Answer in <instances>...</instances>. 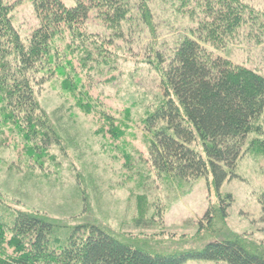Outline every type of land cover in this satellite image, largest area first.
<instances>
[{
  "label": "rangeland",
  "instance_id": "1",
  "mask_svg": "<svg viewBox=\"0 0 264 264\" xmlns=\"http://www.w3.org/2000/svg\"><path fill=\"white\" fill-rule=\"evenodd\" d=\"M4 1H20L11 20L27 39L38 23L32 1ZM62 1L66 6L76 2ZM242 1L263 21L243 26L224 48L201 44L264 76V0ZM177 4H153L155 36L136 18L137 28L121 23L116 30L92 11L80 25L84 36L72 40L64 32L55 39L56 62L65 71L42 72L46 66L41 72L47 78L35 86L53 133L41 129L29 141L11 123L0 122L1 221L8 220V213L24 211L67 227L93 223L152 253L200 249L226 237L264 251V146L254 133L245 139L237 176L221 186L233 198L225 219L214 213L218 203L210 177L186 181L159 175L147 160L149 134L143 119L162 98L154 52L169 51L196 24ZM207 212L213 216L209 225ZM5 249L13 255V248Z\"/></svg>",
  "mask_w": 264,
  "mask_h": 264
},
{
  "label": "trees",
  "instance_id": "2",
  "mask_svg": "<svg viewBox=\"0 0 264 264\" xmlns=\"http://www.w3.org/2000/svg\"><path fill=\"white\" fill-rule=\"evenodd\" d=\"M31 1L38 23L22 39L11 20L20 1L0 0V122L11 123L29 141L41 129L51 132L35 86L47 78L42 72L65 71L56 62L55 39L64 32L72 40L84 36L80 25L92 11L116 30L121 23L137 28L132 22L136 18L155 36L153 4L157 2L76 0L66 6L62 0ZM171 1L196 24L169 51L154 52L162 98L143 119L149 134L147 160L159 175L186 181L210 177L218 203L214 213L225 219L233 198L221 186L237 176L246 137L252 132L264 146V76L213 55L201 43L224 48L239 29L260 24L263 16L242 0ZM80 98L85 99L81 94ZM7 216L6 222L0 220V264H182L188 260L264 264V251L249 249L235 237L209 241L200 249L152 253L93 223L67 227L24 211ZM212 217L205 214L208 225ZM7 247L13 248V255L7 254Z\"/></svg>",
  "mask_w": 264,
  "mask_h": 264
}]
</instances>
